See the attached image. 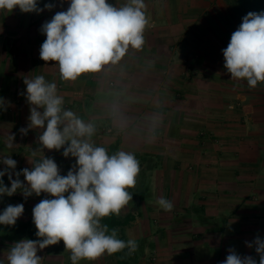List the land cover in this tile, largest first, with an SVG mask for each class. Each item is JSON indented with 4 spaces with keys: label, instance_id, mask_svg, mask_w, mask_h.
<instances>
[{
    "label": "crops",
    "instance_id": "crops-1",
    "mask_svg": "<svg viewBox=\"0 0 264 264\" xmlns=\"http://www.w3.org/2000/svg\"><path fill=\"white\" fill-rule=\"evenodd\" d=\"M127 2L108 0L117 7ZM47 3L54 7L39 14L0 10V158L16 160L15 172L32 167L27 158L43 130L20 132L30 115L24 79L43 75L56 83L66 109L95 125L97 146L109 154L133 152L139 160L133 200L142 227L126 234L137 235L138 249L153 255L152 264H221L230 248L258 262L245 242L264 238V86L231 79L222 52L229 26L241 24L229 15L243 3L144 0L149 25L143 49L130 48L118 63L75 81L61 80L58 65L40 59L42 24L69 7V0H38L40 8ZM62 152L45 149L44 155L66 175L75 159ZM5 167L0 162V171ZM19 179L26 183L23 175ZM3 181L11 186L7 175ZM161 197L172 202L171 211L157 205ZM45 198L53 197L25 199L19 191L0 197L2 211L24 205L15 226L0 225V235L8 232L13 240L0 243L3 264L10 244L29 235L32 209ZM41 251H53L41 264H71L63 241ZM79 264L124 262L105 253Z\"/></svg>",
    "mask_w": 264,
    "mask_h": 264
},
{
    "label": "clouds",
    "instance_id": "clouds-1",
    "mask_svg": "<svg viewBox=\"0 0 264 264\" xmlns=\"http://www.w3.org/2000/svg\"><path fill=\"white\" fill-rule=\"evenodd\" d=\"M17 7L22 13L39 14L51 11L54 5L47 3L40 8L38 0H0V10L11 12ZM148 25L144 0H128L119 7L108 0H69L66 11L56 12L40 28L46 36L40 46V59L55 62L61 80L75 81L85 73L99 72L105 65L118 63L130 48L142 50ZM222 52L224 68L231 79L246 80L249 88L264 83V12L244 16ZM24 84L30 115L27 128L20 132L26 135L32 129L43 131L38 135V147L31 150V159L27 158L30 169L15 172L16 160L10 155L0 158L6 166L0 171V197L19 191L25 199L42 193L53 198L42 199L33 207L37 239L24 238L12 244L7 264H41L43 258L37 255L38 251L60 241L70 252L71 264L95 261L105 253L112 255L124 249L131 255L138 248L137 242L119 239L118 229L109 230L101 221L120 215L132 201L128 189L136 186L141 170L139 160L133 152L119 150L109 154L105 147L97 146L93 141L95 125L64 107L65 100L58 94L55 82L37 75L24 79ZM3 104L0 98V107ZM14 139V135L9 136V146ZM45 149H63L65 158L75 159L66 175L60 174L53 158L44 155ZM5 175L10 187L4 184ZM20 175L26 183L19 179ZM156 203L165 211L173 209L166 198L161 197ZM23 213V203L8 205L0 213V225L15 226ZM245 243L254 248L258 262L253 256H241L230 248L221 264H264V238L257 236Z\"/></svg>",
    "mask_w": 264,
    "mask_h": 264
},
{
    "label": "rangeland",
    "instance_id": "rangeland-1",
    "mask_svg": "<svg viewBox=\"0 0 264 264\" xmlns=\"http://www.w3.org/2000/svg\"><path fill=\"white\" fill-rule=\"evenodd\" d=\"M237 2H239L241 4L242 2H246V0H240V1L237 0ZM232 3H234V2H232ZM248 5L246 4V6H245L243 4V6H234L235 9H236L235 16L233 15V12H231V14L229 16H231V20H235L234 21L235 24H237L238 22L241 23L242 22V18L244 16H246L250 12V9H249ZM252 6H256V5L253 4ZM238 28H234L233 26H229V29H231L230 30L231 31L230 33L231 34L229 35V38L227 37V45H228V43L230 41V38H231L232 33L234 31H236ZM258 85H261L263 87L264 86V83H258ZM128 191H130L132 193V195H133L134 191H137V185L135 186V188L128 189ZM135 201H136L135 198H134V200L132 199V201H130L129 204L125 208H123L121 210L120 215H118V216L116 215L118 218H121V219H124L128 215H133L134 216V220L131 221L126 227H124V228H117L118 229V238L119 239H122L124 241H127V240L130 239L127 236V234H126L127 228H129V227L136 228L138 226L142 227V225L141 224H137L136 223V220H135L136 219L137 212H138L137 205L135 204ZM3 205L4 204H1L0 203V213L2 211L1 206H3ZM101 223H102V221H101ZM30 225L32 226V229L30 231L31 234L29 233V235H27V238L32 239V240H35V239H37V237L35 236V233H36L37 229L35 228V225L33 224L32 220L30 222ZM144 225H146V223H144ZM2 226H5V225H2ZM134 237H137L136 234L133 235V236H131V239L137 241ZM8 238H9V233L8 232H4L3 235H0V243H1V241L8 242V243L13 241L12 239H8ZM20 239L21 238H19L17 240V242L20 241ZM10 246H11V244H10ZM4 252H5V254H4L5 257H7L8 250H5ZM52 252L53 251H46V252L45 251L44 252L43 251H38L37 255L41 256L42 258H44L46 260H49L51 258ZM112 256L113 257H116V254H112ZM123 256L126 259V261H128V264H139V263L142 264L141 261H143V260L146 261V264H152V262H153V255L151 253L146 252V251L144 252L143 250L140 251L138 248L131 255L128 254V250L127 249H124L123 250ZM143 256H145V257H143Z\"/></svg>",
    "mask_w": 264,
    "mask_h": 264
},
{
    "label": "trees",
    "instance_id": "trees-1",
    "mask_svg": "<svg viewBox=\"0 0 264 264\" xmlns=\"http://www.w3.org/2000/svg\"><path fill=\"white\" fill-rule=\"evenodd\" d=\"M245 6L248 5L250 12H264V0H246V2H242ZM255 4L256 6H252ZM255 8V9H254ZM238 9V8H237ZM242 23V22H241ZM134 220L133 215H128L124 219L118 218L116 215H110L108 217L102 218V223L106 224L109 230L115 228H124L126 227L131 221ZM110 234V233H109ZM121 261L125 263L126 259L123 256V251L115 253Z\"/></svg>",
    "mask_w": 264,
    "mask_h": 264
}]
</instances>
